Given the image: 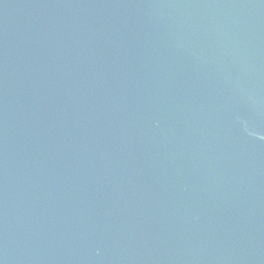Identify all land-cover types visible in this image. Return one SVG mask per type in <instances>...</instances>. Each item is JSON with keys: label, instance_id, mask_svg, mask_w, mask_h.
Returning <instances> with one entry per match:
<instances>
[{"label": "water", "instance_id": "obj_1", "mask_svg": "<svg viewBox=\"0 0 264 264\" xmlns=\"http://www.w3.org/2000/svg\"><path fill=\"white\" fill-rule=\"evenodd\" d=\"M0 264H264V0H0Z\"/></svg>", "mask_w": 264, "mask_h": 264}]
</instances>
